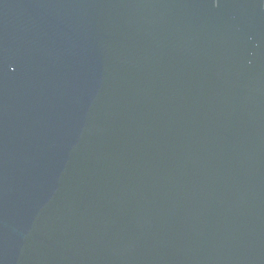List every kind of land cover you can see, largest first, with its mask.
I'll use <instances>...</instances> for the list:
<instances>
[{
  "label": "water",
  "instance_id": "obj_1",
  "mask_svg": "<svg viewBox=\"0 0 264 264\" xmlns=\"http://www.w3.org/2000/svg\"><path fill=\"white\" fill-rule=\"evenodd\" d=\"M0 264H264V0H0Z\"/></svg>",
  "mask_w": 264,
  "mask_h": 264
}]
</instances>
